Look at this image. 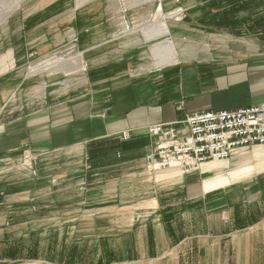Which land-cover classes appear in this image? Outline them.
Masks as SVG:
<instances>
[{"label": "crops", "instance_id": "crops-1", "mask_svg": "<svg viewBox=\"0 0 264 264\" xmlns=\"http://www.w3.org/2000/svg\"><path fill=\"white\" fill-rule=\"evenodd\" d=\"M194 6L197 26L206 19L213 25L224 17L238 21V37L230 36L221 52L204 51L199 59L180 60L142 75H128L121 66L105 62L89 69L75 86L53 87L34 99L31 113L11 126L1 125L0 150L28 143L33 149L66 152L59 157L70 168L67 179L80 180V194L91 198L82 208L97 210L118 202L120 168L143 163L150 145L148 126L169 124L195 112L264 103V39L242 36L247 29L260 34L259 26L250 25L264 13V0H195ZM66 20L44 12L25 17L12 48L13 65L22 62L20 51L44 52L63 42L61 29L73 24ZM10 58L4 62L9 68L0 72V114L11 92L22 86L17 76L9 75ZM252 148V153L234 150L230 158L264 165V146ZM195 174L181 176L177 206L164 210L161 223L146 220L144 236L140 229L138 238L130 231L119 255L106 248L107 256L121 261L114 264H185L183 252H193L189 264H264V168L223 187L215 182L207 191ZM109 184L114 189L106 195Z\"/></svg>", "mask_w": 264, "mask_h": 264}, {"label": "rangeland", "instance_id": "rangeland-1", "mask_svg": "<svg viewBox=\"0 0 264 264\" xmlns=\"http://www.w3.org/2000/svg\"><path fill=\"white\" fill-rule=\"evenodd\" d=\"M13 1L1 3L0 0V9L4 3L12 5ZM134 1L20 0V5L0 22V72L9 68L4 62L11 56L9 75L17 76L16 80L22 82L15 94L11 92V98L0 114V136L1 125L11 126L18 118L33 111L35 98L58 85L75 86L82 74L89 69L101 68L104 62L121 66L128 75L137 76L157 70L152 68L149 48L158 42L171 39L177 61H190L204 57V51L221 52L226 49L230 36L238 37L235 34L238 21L229 22L224 17L213 25L206 19V24L197 26L193 14L195 0L143 2L129 8ZM159 5L164 14L178 12L177 16L166 20L168 36L144 42L141 32L157 29L161 20V16H156ZM37 12L53 14L60 22L67 19L73 24L61 29L63 42L44 52L28 51L25 54L20 51L19 56L24 58L18 65H13L12 48L18 29L25 17ZM254 26H259L260 34H252L251 29H247L242 36L264 39V13L250 28ZM10 35L14 36L13 41ZM77 54L81 55L82 61ZM81 65H85L83 70H80ZM22 106L25 109H21ZM242 149L252 153L255 148ZM61 153L66 154L64 151L33 149L28 143L0 150V264L119 263L121 261L116 262L113 256L106 255L107 247L117 250L116 255L121 254L130 231L138 238L141 229V236H144L146 220L161 223L164 210L172 208L170 204L177 206L181 195L178 182L182 175L168 176L169 173L162 171L148 175L139 161L126 164L117 173L122 177L121 194H118L116 204L105 203L97 210L84 209L83 204L91 198L80 194L84 187L80 180L67 179L70 168L68 163L60 162L61 158L65 159L59 157ZM223 162L224 171L203 173L200 169L195 172L196 182L200 186L202 183L205 191L215 188V182L227 179L241 168L254 171L264 168V165H251L248 158L243 161L230 158ZM184 184L188 186L187 181ZM113 189L112 184L105 186L104 194ZM192 254L183 252L185 264L191 262Z\"/></svg>", "mask_w": 264, "mask_h": 264}, {"label": "built area", "instance_id": "built-area-1", "mask_svg": "<svg viewBox=\"0 0 264 264\" xmlns=\"http://www.w3.org/2000/svg\"><path fill=\"white\" fill-rule=\"evenodd\" d=\"M147 134L150 145L142 158L147 174L178 167L188 175L211 161L230 159L234 150L264 146V103L186 114L179 121L148 126ZM121 137L128 139L127 134Z\"/></svg>", "mask_w": 264, "mask_h": 264}, {"label": "bare ground", "instance_id": "bare-ground-1", "mask_svg": "<svg viewBox=\"0 0 264 264\" xmlns=\"http://www.w3.org/2000/svg\"><path fill=\"white\" fill-rule=\"evenodd\" d=\"M159 1L160 0H141V1L136 0L131 4V6L129 8L140 6L143 2L158 3ZM1 3H3V0H1ZM12 3H13L12 5L8 4V3H6V4L4 3V6L2 5L3 6L2 9H0V22L6 20L7 15L9 13H11L14 9H16L20 5L21 2H20V0H14ZM177 13L178 12H170V13L164 14L161 6L159 5L158 10H156V16L157 15L161 16V20L159 21L157 29H154L153 31H148V32L142 31L141 34L143 36V41L149 42V41H152V40L159 38V37L168 36L169 35V29H168V26L166 24V20L176 17ZM75 49H74V51H75ZM149 53H150L152 61H153L152 68H154V69H158V68H161L163 66L177 62V52H176L175 46L173 45L171 39H167L166 41H162V42H158L156 44H153L149 48ZM80 54L79 55L77 54L78 56L77 55L76 56L82 61V57ZM79 67L81 68L80 70L84 69L83 65H81ZM239 152H241V150ZM233 156H235V155H233ZM200 169L203 173L224 171L225 170V162H223V161H211L209 163L202 165ZM162 172L163 173H166V172L169 173L168 176H174L176 174L177 175L180 174V169L178 167H171V168H168L166 170H163ZM219 173H221V172H219ZM253 173H254V170H252L251 168H241L239 170H236L234 173L230 174L227 179H220L215 184L223 187V186L230 184L231 182L241 180V179H243V178H245V177H247ZM216 185H214V186H216Z\"/></svg>", "mask_w": 264, "mask_h": 264}]
</instances>
